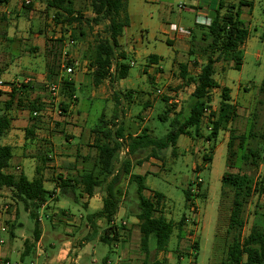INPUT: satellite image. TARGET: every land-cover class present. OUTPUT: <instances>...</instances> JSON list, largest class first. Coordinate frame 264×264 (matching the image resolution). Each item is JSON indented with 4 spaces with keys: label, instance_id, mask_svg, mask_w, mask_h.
<instances>
[{
    "label": "rangeland",
    "instance_id": "1",
    "mask_svg": "<svg viewBox=\"0 0 264 264\" xmlns=\"http://www.w3.org/2000/svg\"><path fill=\"white\" fill-rule=\"evenodd\" d=\"M214 1L216 2L214 9H216L218 0ZM231 1L236 3L238 0ZM250 1L251 6H241L239 15L247 29L239 67H231V63L225 61H218L214 64L213 77L218 84L230 89L229 96L234 101L236 108V117L230 124L231 130L235 134L231 140V149L227 152L228 131L222 130L214 142L210 161L204 162L202 155L210 152L209 144L204 142L203 137L196 136L191 128L190 134L194 138L192 151L183 150L184 136L181 135L177 140L176 148L168 144L157 153L159 157L156 163L133 167L134 173L143 174L145 170H148L144 179L145 193L157 191L164 196L161 212L166 219L173 222L174 227L163 251H166V254L171 252V257L166 256L162 259L161 256H158L153 236L148 238L147 251H142L138 242L139 231L135 229L132 230L128 242H116V246L99 240V235L102 233L100 227L104 225L103 219L100 220L97 231L91 232L87 225V215L94 212V207L84 208L75 189L72 190L75 197L66 195L60 192L59 187H54L53 182L50 181L44 182L43 187L49 191L54 187L57 200L54 202V199H47L43 206L40 205L35 210L40 220L39 229L42 233L39 244L33 240L34 218L29 215L30 208H24L22 201L15 198L8 188L0 187V206L7 205L3 218L6 230L0 233V236L5 240L3 244H0V256H4L2 254L6 251L11 261H17L22 252L28 251L21 257L23 263L44 264L45 260H50L52 254L56 253L63 240H70L72 252L69 254L75 258L74 264H114L117 262V257L123 263L128 264H153L155 260L158 264L220 263L224 256L225 229L232 197L231 188L221 182V175L224 171L234 172L240 168L245 170L247 166L242 165L240 155L248 141V132L257 135L264 133V98L259 95L257 90L259 83L264 79V0ZM72 2L74 9L79 10L84 17L92 15L88 5L89 0H72ZM222 2L225 3L224 0ZM189 3L190 0L125 1L124 9L120 11V15L121 17L125 16L127 25L118 37L119 46L117 48L121 49L125 55L123 59H120V62L127 63L129 67L126 77L118 79V85L121 91L126 92L130 89V93L121 97L109 96L114 102L115 118L118 119L115 121L114 118L109 119L112 121L110 125L111 137H108L109 144L112 143L113 131L118 125L122 128V134L127 135L126 141L133 132L141 129L142 126L148 128V133L153 137H162L170 129L173 113L181 110L182 114L176 116L178 121H182L183 117L189 113V105L194 101V98L189 95L190 86H186L179 78L178 65L179 63L188 64L189 71L194 74L199 69L200 63L197 60L189 62L187 60L198 57L202 63L204 61L199 52L200 28L195 25L193 11L190 9ZM179 4L182 7H178ZM30 7L29 11L33 10V14L29 26L32 30L37 27H40L41 31L45 29L48 45L49 38L58 39L59 35H62L63 40L58 60L60 56H63V51L67 53L70 50L79 52L76 55L82 60H86L90 56L91 47L102 35L104 22L96 25L89 24L87 21L77 25L75 23L54 25L52 19L54 10L47 7L46 0H31ZM22 10L26 9L22 7ZM5 21L6 18L2 20L0 16V31ZM44 22L47 23L45 27ZM163 26L169 28L167 29L169 34L173 32L172 26L190 27L192 29L191 36L184 43L187 49L176 52V44L166 42L169 34L164 33ZM79 30L82 31V35L78 33ZM81 45L84 47L83 50H81ZM189 49L192 50V53H189ZM142 50L145 54L142 53ZM148 53L160 56L154 63L155 69L152 73L147 70L145 65V55ZM43 55L46 59L45 52ZM116 57L114 56L112 63ZM174 58L175 60H173ZM10 67L15 68V63H12ZM4 75L7 77L6 73ZM153 75H155L154 80L151 79ZM56 82L58 83V80ZM82 85L79 89V83L75 84L76 107L80 111V116L86 114L85 117L80 118L85 129L94 128L99 124V118L104 121L108 119L109 107L112 103L109 99L89 97L87 86ZM104 88L105 90L110 89L107 85ZM157 89L160 91L159 93L156 92ZM211 91L210 107L212 110H216L220 99V86ZM45 94V104H43L45 108L42 109V113L38 114L52 123L53 130H63L66 121L62 123L57 119L60 114H64L58 106L62 95L54 97L47 87H45ZM162 97L167 98L166 105L170 109L167 115L164 113L165 102ZM144 98H149L147 106L143 105ZM66 102H68L67 98ZM121 104L124 107L122 112L119 111L118 106ZM55 121H59L58 124H55ZM199 132L202 135L209 132L207 111L204 112L201 119ZM241 135L244 136L243 139L240 138ZM223 138H226V141ZM79 141L77 138L74 144ZM83 152L80 149L79 156H82ZM144 152L139 150L130 156L132 160L139 159L137 162L140 163L147 159L144 158L146 155ZM263 153L264 144L261 156ZM48 154L50 155L47 162H50L52 152L50 151ZM126 154L129 153L120 154V160L117 158L119 156L117 154V162L121 161ZM85 157L86 162L91 163L96 158V151L90 147L86 151ZM20 164L23 174L31 179L34 173L31 160L23 158ZM194 164H196L195 171H192ZM12 168L13 172L19 170ZM252 176L254 181L264 178L263 167L258 165L252 171ZM197 179L199 181L196 184ZM124 185L125 183H122L121 191L124 192L119 204L122 214L119 218L130 222L133 219L132 216L135 217L137 212L138 200L135 183L128 182L125 188ZM185 189L190 191L189 199L194 204L193 210L190 208V200L185 202L183 192ZM181 216L184 217V220L181 229H178L177 222ZM243 217L242 234H246L252 224L264 226V195H252L249 198ZM130 227L132 229L135 226L130 224ZM190 229L194 241L185 239L191 232H186V230ZM81 240H85L83 245L80 244ZM194 242L197 246L194 252H191L194 248L189 251L188 245H192ZM37 250L44 251V254L36 255ZM49 264L56 263L50 262Z\"/></svg>",
    "mask_w": 264,
    "mask_h": 264
},
{
    "label": "trees",
    "instance_id": "2",
    "mask_svg": "<svg viewBox=\"0 0 264 264\" xmlns=\"http://www.w3.org/2000/svg\"><path fill=\"white\" fill-rule=\"evenodd\" d=\"M126 0H89V7L92 15L84 17L79 11L75 10L71 0H47V7L52 8V19L54 25H70L72 23L81 24L87 21L89 24H99L104 22L103 32L99 39L96 40L94 53L89 63L91 69V81L93 85H98L104 79L110 81L124 78L127 75L129 65L127 63L114 61L113 74L110 71L112 61L114 60V51L117 49L118 37L121 35L122 29L127 25L125 16L119 17L120 11L124 9ZM31 3V2H30ZM24 4L25 6L30 5ZM241 6H251L250 0H238L236 3H223L219 1L218 7L212 19L206 25L200 28L199 52L204 58L199 70L195 74L187 71L185 63H179V76L182 81L188 85L192 84L193 89L190 97L194 101L189 105V113L183 117L182 121H178L176 116L182 114L181 110L173 113L170 121V129L162 135V137H153L147 131L146 127H142L139 133L129 136L124 141L122 128L118 125L113 131L112 143L100 142L96 139L94 147L97 152L99 163V172L103 173V179H98L91 172H85L79 175L73 183H69L68 178L57 177L56 187L60 192L64 193L67 189L80 184L82 191L88 196L92 195L97 186L103 185V195L101 198V207L87 215V220L91 221L93 226L94 218H103L105 228H103L100 240L106 243H112L117 240L118 231L115 225L110 224L119 200L117 185L120 182L121 174L128 173V162H121L120 170L114 172L113 157L115 152L123 144L127 147V152L133 154L136 151L144 149L146 155L144 158L158 159L157 153L167 147L168 144L174 146L177 137L180 134L191 136L190 129L198 137H203L209 144L210 152L202 155L204 162L210 161L214 142L217 135L222 130L228 131V139L226 141L227 152L231 149V140L234 138L231 122L236 117V108L229 96V88L220 86V99L216 110H212L211 90L219 87L213 77L214 64L218 61L231 63L230 66L238 68L242 59V46L247 37V29L240 20ZM193 36V35H192ZM49 45L46 47L45 68L50 74L51 81L56 82V75L59 69L58 56L62 46L61 39H50ZM51 41V43H50ZM193 45V43H191ZM192 53V50H188ZM120 59L125 57L123 52H119ZM155 58V55H149ZM69 60H64L68 64ZM59 94L66 96L71 101L73 97L72 82L61 77L58 81ZM29 84L22 85L21 88ZM15 90V89H12ZM260 96L264 98V79L261 80L257 88ZM165 102V115L170 110L167 107V98L162 97ZM21 104V100L19 99ZM9 105V102L6 103ZM59 110L64 111L66 103L59 102ZM27 107L32 111H41L42 103L35 100L28 101ZM207 111L209 132L202 135L200 131L201 119L204 112ZM60 113V112H59ZM32 117H35L31 115ZM164 118V117H163ZM9 120L6 115H0V136L7 129ZM25 134L32 136L31 129H25ZM104 138H110V131L103 132ZM118 137L121 141H118ZM248 141L240 155L242 165L247 166L245 170L240 168L237 171H224L221 175V182L231 188L232 197L229 208L227 226L225 229V250L224 256L219 264H264V226L260 227L252 224L246 234H242L244 225L243 213L251 195H259L264 193V178L258 181L253 180L252 171L256 169L262 159L261 152L264 144V133L257 135L248 132ZM244 138L243 135L240 137ZM259 138V139H257ZM125 142V143H124ZM233 153L232 151H230ZM11 158V147L9 145L0 144V187L8 188L12 195L21 200L24 208H30L29 215L34 218L33 240L39 237V221L35 212L36 208L44 204L47 199L52 197L53 192L42 186V180L39 176L27 179L22 172H6ZM139 161V159L137 160ZM110 179L106 178L110 175ZM128 182L135 183V191L137 196V212L135 217L138 221L139 231V247L142 251H147V242L149 236H153L155 240L156 250H164L170 234L172 233L174 224L170 219H166L161 212L163 195L160 192L152 191L150 196L143 195L145 189L144 175L131 173ZM185 202L189 201L190 191H184ZM184 217L181 216L177 222L178 229H181ZM196 242L192 247L196 249ZM28 253L22 252L21 257ZM153 264H158L156 261Z\"/></svg>",
    "mask_w": 264,
    "mask_h": 264
},
{
    "label": "crops",
    "instance_id": "3",
    "mask_svg": "<svg viewBox=\"0 0 264 264\" xmlns=\"http://www.w3.org/2000/svg\"><path fill=\"white\" fill-rule=\"evenodd\" d=\"M219 1L222 0H218L217 6ZM224 1L225 3L226 2L234 3L231 0H224ZM215 4L216 2L214 0H207V1L190 0L189 7H191L190 9L193 11V18L195 25L201 27L202 25L208 24V22L212 19V17L215 14V10H216L214 9ZM22 7L25 8L26 10H22ZM29 9H31L30 5L28 6L23 5L21 0H0V16L2 17V20L6 18L5 23L2 24L3 25L2 30L0 31V79H2L4 82H11L21 78L23 79L25 77H29L31 79V82L29 83L28 86H25L24 88H20L18 90L16 89L12 90L6 88L0 89V115L1 114L6 115V117L9 120V125L7 129L0 136V144L9 145L11 147V158L9 160V166L6 169V172H13L12 167H14L15 169H19L18 172H22V166L20 164V161L23 158H29L31 160V164L34 167V173L31 179L35 176H39L42 180V186L44 182L50 181L53 182L54 187H56V180L58 176L62 178H68L70 181L69 183L71 184L74 182L75 179L79 177L80 174L85 172H91L98 179H103L104 174L99 172L97 152H96V158L92 160L91 163H88L86 162V157H85L86 151L90 149V147L91 149H94V151H96L94 144L97 138L99 139L100 142L109 143L108 138L103 137V132L106 130L110 131V125L112 123V121L109 120L110 118H114V121L118 120L117 118H115L114 102L111 98H109V96L113 95L114 97L115 96L121 97L122 95L130 93L129 91L130 89H128L126 92H124L123 90L121 91L120 90L121 88L118 85V79L110 81L108 78H106L98 85L92 84L91 75H90V71L92 68H90L89 63L94 53L95 43L91 47L90 56L86 60H82L77 57L76 54L79 52H74L73 50H70L66 53L65 51H63L62 52L63 56L62 57L60 56L59 59L60 61L59 69L55 81L57 80L59 81L61 77H65L66 79L71 81L73 88L72 93L74 97L71 100L72 102L69 100L68 102H66V96L64 97V95H62L60 101V102H65L66 106H65V110L63 111L64 114H60L59 115L60 117H58L57 119H59V121H61L62 123H65L66 121L65 128L63 130H58V131L53 130L52 123L51 122L49 123L48 121H46V119H43L44 117H42V115L37 114V116L32 117L30 110L27 107L28 101L35 100L38 103H42L41 111H43L45 108V106L43 105L45 104V95H46L45 87H47L46 85L51 83L52 81L50 74L46 71L45 68L46 59H44V55H43V52H45L46 55V49H47L46 47H48L47 46L48 43L46 42L45 29L44 31H41L40 27H37L34 30L31 29V27L29 26V22L32 20L31 17L33 14V10L29 11ZM119 17L121 18L120 14ZM32 25L34 24L32 23ZM43 25L45 27L47 23L44 22ZM176 28L177 30L180 31H173L171 34H169V31L167 30L169 28H167L166 26L165 27L163 26L162 30L164 31V33L169 34V36L166 38V42L176 44L177 47L176 52L178 51L182 52L185 49H187V46L184 43L191 36L192 29L190 27H184V26H179V28L178 27ZM78 33L80 35L83 34L82 31L80 30ZM59 36L62 42L63 40L62 35ZM83 48L84 47L81 45V50H83ZM119 52H122V50L117 48L114 51V56H117L115 60L120 62V58L118 56ZM142 53L145 54L143 50ZM149 55H155L156 57L155 58L149 57ZM145 57H146L145 65L148 68L147 70L150 73H152L155 69L154 63L157 61L158 57L160 56H158L155 53H148L145 55ZM195 58L196 59H188L187 61L189 62L190 60L193 61L197 60L200 64L202 63L198 57ZM63 59L69 60L67 65L72 66L73 71L71 73H66L63 67L61 66ZM173 60H175V58ZM147 62H149V64H147ZM12 63H15L16 66L15 68L10 67ZM187 65L188 64H186V66ZM113 68H114V63L110 68L112 74H113ZM187 71L190 72L188 67H187ZM196 72H194V74ZM4 73H6L7 77L4 75ZM190 74H192V72H190ZM153 76H151L152 80L155 79V75ZM76 83H79V89L81 88V86H83L82 84H84V86H87L89 97H94V98L101 97L105 100L109 99L110 102L112 103V105L109 107L110 115L108 119L104 121L99 118L98 120L99 124L96 125L94 128L85 129L82 120H80V118L85 117L86 114L80 116V111L76 107V102H77L76 94H75ZM106 85L110 89L105 90L104 87ZM218 85L221 86L220 84ZM186 86H190L189 92L191 93L193 89V85L188 84ZM19 99L21 100V104L19 102ZM117 99L119 100V98ZM148 99L149 98H144L143 105L144 104L146 106L148 105L147 104ZM230 99L234 103L231 97ZM7 102H9V105L6 104ZM122 104L118 105L120 112L124 110ZM41 111L40 113H42ZM59 121H55V124H58L57 122ZM28 128L31 129L32 136H28L25 134V129ZM140 130L141 129L137 130L136 132H133L131 136L139 133ZM181 135L184 136L182 143L184 145L183 150L187 152H190V150L192 151L194 147V138L183 134H180L177 137L173 147L176 148L177 140ZM126 136L123 135L124 141H126L125 139ZM77 138L80 141L77 144H74V141ZM223 139L224 141H226V138ZM117 140L121 141V138L118 137ZM204 142L208 143L207 141ZM80 149L84 151L82 153V156H79ZM50 151L52 152V159L50 162H47L49 160L48 156L50 154L48 153H50ZM125 152H127V147L125 144H123L115 152L113 157V164L115 168L114 172L120 170L122 161L126 160L128 162V173L121 174L120 182L117 185V189H118L117 193L119 196V200L117 202L116 212L110 222V224L116 226L118 231L117 240L112 242L114 246L117 245L115 244L116 242H128L131 238L133 229L138 231V226H137L138 221L134 216H132L133 219L130 222L120 219L122 214L119 208V204L123 198L122 196L124 192L121 191L122 183H125L124 185L125 188L126 184L128 183L129 175L131 173H134L133 167L135 165L141 166L147 163L151 165L157 162V159L149 157L138 163L137 162L138 159L132 160L130 154H126L121 161L117 162L116 155L117 154L119 155L117 156V158L120 160L121 158L120 154H125ZM195 166L196 164L193 165L192 171H195L194 170ZM147 171L148 170H145L143 174H140V175H144V179ZM135 174H139V173H135ZM111 175L112 174H110L106 178V181L110 179ZM54 187L52 188V190H50L53 192V194L49 200L54 199L53 201L55 202L57 200V196ZM74 189L78 192L79 201H81V204L84 208L94 207L95 209L94 211H96L101 207L103 185H100L98 189L95 188L93 194L90 196H88L82 191V187L80 184H75V187H71L70 189H67V191H65L64 194L73 196ZM145 189L143 190V195L150 196L152 194V191H148L145 193ZM263 195L264 193H261L256 196H263ZM73 197H75V195ZM163 203H164V196L162 198V206ZM44 204H42L41 206H43ZM37 218L38 221H40L38 216ZM118 218H119V222H118ZM102 219L103 218H94L93 226L91 221L90 220L88 221L87 225L91 232L97 231V228L99 229L100 220ZM130 224H132V226L135 227L131 229ZM105 226L106 224L104 221V225L100 227L102 228V231L103 228H105ZM101 234L99 235V240ZM41 235L42 233L39 229V237L35 241L36 244H39ZM138 242H139V237H138ZM70 243H71L70 240H63L59 248L57 249L56 253L52 254L51 259L48 261L45 260V262L43 263L49 264L50 262H55L56 264H74L75 258H72L70 256L71 254H69V252H72ZM84 243L85 240L80 241L81 245H83ZM43 252L42 250H37L36 255H42L44 254ZM162 253L164 254L162 255ZM157 254L158 256H161L162 259L166 258V256L171 257V252H168L166 254V251L163 250H158ZM2 255L8 257L6 251ZM120 261L121 259L117 257V262L114 264H128ZM155 261L157 262V260Z\"/></svg>",
    "mask_w": 264,
    "mask_h": 264
},
{
    "label": "built area",
    "instance_id": "4",
    "mask_svg": "<svg viewBox=\"0 0 264 264\" xmlns=\"http://www.w3.org/2000/svg\"><path fill=\"white\" fill-rule=\"evenodd\" d=\"M21 1L24 4H29L31 2V0H21ZM178 7H182V5L179 4ZM171 28H172L171 30H173V31H180V30H177V28L175 26H172ZM61 66L63 67V69H64V71L66 73H71L73 71L72 66L71 65H67L64 62H62ZM30 82H31V79L29 77H25V78H23L21 80H14V81H11V82H4L2 79H0V89L6 88V89H16V90H18V89H20L22 87V85L29 84ZM46 86H47L49 92L54 97H58L60 95L59 94V84L57 82H51V83L47 84ZM156 92L159 93L160 91L157 89ZM39 112L32 111L31 112V115L35 116ZM259 165L261 167H263V176H264V153L262 155V159H261ZM198 181H199V179H197L196 184H197ZM189 203H190V208L192 209V207H193L194 204L191 202V200H190ZM6 208H7V205L6 204L0 206V233H1V231H5L6 230V225L4 223L5 221L3 220L4 215H5L4 214V211L6 210ZM194 209H195V207H194ZM187 231L188 232L191 231V232L187 234V236L185 237V239L186 240L192 239V241H194L195 239H194V236L192 235V230L191 229L190 230H186V232ZM4 242H5V240L0 236V244H3ZM192 245H193V243H192ZM192 245H188L189 251H191V249H193ZM191 252H194V249ZM0 264H25V263H23V261L21 259H19L17 261H11L6 256H0ZM28 264H33V263L32 262H29Z\"/></svg>",
    "mask_w": 264,
    "mask_h": 264
}]
</instances>
